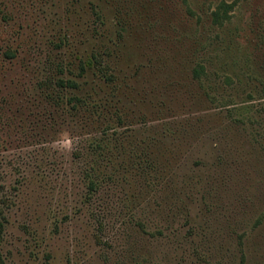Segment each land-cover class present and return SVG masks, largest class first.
I'll list each match as a JSON object with an SVG mask.
<instances>
[{
  "label": "rangeland",
  "instance_id": "1",
  "mask_svg": "<svg viewBox=\"0 0 264 264\" xmlns=\"http://www.w3.org/2000/svg\"><path fill=\"white\" fill-rule=\"evenodd\" d=\"M86 39L120 76L129 158L157 165L103 230L76 142L40 133L38 75ZM3 216L0 264H264V0H0Z\"/></svg>",
  "mask_w": 264,
  "mask_h": 264
},
{
  "label": "trees",
  "instance_id": "2",
  "mask_svg": "<svg viewBox=\"0 0 264 264\" xmlns=\"http://www.w3.org/2000/svg\"><path fill=\"white\" fill-rule=\"evenodd\" d=\"M216 15L220 19L224 17L220 13ZM80 44L87 48L80 53L72 47L76 51L73 54L77 61L75 71L72 70L75 62L70 59L67 65L58 63L56 70L47 68L38 75L37 92L50 106L48 114L41 118L45 125L40 133L46 137L67 133L76 142L73 158L79 164L81 184L86 189L81 206L76 208L89 210L95 222L102 223L103 230L105 225L100 218L118 212L117 208L113 209L114 202L128 207L126 189H130L131 179L146 171L149 177L152 175L149 180L157 181L154 175L157 165L146 154L148 149L130 159L121 143L120 128L125 123L133 124L134 116L130 115L129 105L117 96L121 89L120 76H115L113 66L107 64L110 51L101 46L94 48L93 42L87 39ZM194 73L200 78L204 68ZM126 155L127 163L123 159ZM1 219L0 228L5 217ZM1 234L0 229V242Z\"/></svg>",
  "mask_w": 264,
  "mask_h": 264
}]
</instances>
